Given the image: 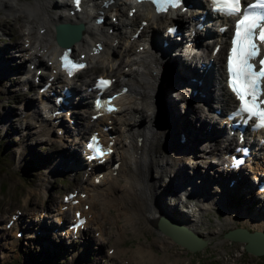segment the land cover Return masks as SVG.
I'll return each instance as SVG.
<instances>
[{
	"label": "bare ground",
	"instance_id": "bare-ground-1",
	"mask_svg": "<svg viewBox=\"0 0 264 264\" xmlns=\"http://www.w3.org/2000/svg\"><path fill=\"white\" fill-rule=\"evenodd\" d=\"M19 2L18 0H0V8L3 9L5 17L8 16L5 10L12 9L18 11L14 14L15 17L11 19L4 18L3 21H0V27L3 31L11 35L14 34V30H16L18 35H25L23 41H14L12 45L9 43H0V80L2 81L8 78L10 73L14 71L12 61L16 60V54H18L23 63L19 67L24 69L21 73L22 75L31 71L30 63L41 62V65L44 64V55H48L47 57L49 59L52 58L49 55L57 50V45L50 37L54 36L53 28L59 21H81L84 23L82 35L79 39L70 44L77 55L92 49L91 46L95 41L101 40L103 42V49L99 53L92 55L87 54L85 57L89 62H94L96 64L95 66H88L87 69L92 70V72L99 69L102 73L116 76V82L126 84L128 86L127 92L121 94L117 98V101L120 104H125V107L119 111L118 114H120V119L114 120L112 128L103 131L102 126L105 124V116H99L95 119L90 118L89 112L92 104L88 99L89 95L84 94L79 100L80 106H83L82 110H75L76 124L74 126V133L76 139L74 143L79 145L81 138L91 129H99L102 137L105 138L108 132L114 133L118 130L122 132L125 128V131H128V135L126 134V136L129 140L127 141L126 149L120 146L121 151L118 150V158L115 157L113 159V161H119L117 166H111L113 164L112 161L108 164L107 170L103 172V177L98 183L94 182V177L101 170L94 173L91 176V180L85 182V185L81 186L87 191V197L80 198V201L75 206L79 207L83 205L84 202L89 203L87 209H82V213L86 214L88 225L90 220H94V223L97 224L96 229H101L102 224L108 222V220H102L99 216L100 212L96 214V210L94 216H92L91 212L93 209L98 204L105 207L104 212L107 213H111L112 209H115L117 216H120L122 220L123 226H120L118 233L119 238L123 241L125 233L128 230L137 234H144L146 230L156 231L157 234L155 238L148 243L141 242L137 246L138 252L132 251L131 258L140 260V263L147 262L152 264H157L164 259L168 260L170 252H168L167 249L172 245H176V243L168 235L156 228L159 215L164 214L171 216L200 233L205 231L197 227L198 222L196 223V219H189L186 215L174 210V207L167 203L169 209L173 211V213L172 211L169 213L167 209L156 200L163 185L159 184V182L156 183L153 180L154 177H158V175L161 176V174L170 175L172 172L171 176H169V182L167 184L164 183L166 184V190L169 188V194L175 193L178 190H183L187 191V194L191 197L203 199L204 196L208 195L209 201L214 202L215 200H219L224 209L229 208L230 205L227 200L229 193L233 189H228L224 186V188L220 190L217 198H215L211 195V190L207 189L210 175H201V171L200 173L198 172L201 164L206 163L208 166H212L211 162L215 159L207 158L210 152L213 150L224 152L230 149L231 144L235 141L234 137H226V142L223 144L222 141H224L223 137L226 135V132L224 127L219 125V119L215 111L216 108H220L221 111H226L233 101L232 95L227 92L224 82L222 81L224 70L223 63L222 66L220 63L223 56V46L217 52L216 58L210 69L205 73L200 69L202 62L209 59V54L212 51L214 43L217 41L222 43L226 33H218L216 31L217 25L208 27L206 29L209 34L208 38L201 42V46L199 47L200 50H195L190 45H187L185 53H183L187 60L183 61L179 53V41L172 40V44L169 47H164L158 42L164 34L160 32V26L156 24L172 18L167 14L153 15V12L144 4H138V10L134 15L128 16L119 2H114L106 7L100 5L101 0H91V4L87 3L82 11L74 12L73 14L59 11L60 8L66 10L72 8V6H69L68 0H24ZM198 2L203 5L198 6L201 8H194L193 10L180 13L182 20L189 22L190 29L195 28V24L200 20L198 17L201 15L203 9H206L207 14L209 13L208 15H210L206 0H198ZM99 9L102 10L105 15H108L109 18L105 19L101 24H95L93 20L94 14L97 13ZM113 10L118 14V20L116 22L111 18V12ZM174 12L178 11L175 10ZM143 17L148 19V23L143 27L138 36L133 38L131 32L135 30L140 19ZM212 18L215 22L219 21L217 17L212 16ZM24 19L31 23L27 31L21 29V20ZM17 21L19 24L15 26ZM35 22H39V28L44 27L45 30L43 32H35L33 29ZM12 25L13 28H11ZM182 25L184 26V24ZM110 28L112 29L111 31H109ZM129 29L130 32L127 34ZM200 32L201 31L198 29H195V36L199 35ZM149 33L153 40L151 48L137 50L138 44H142L143 41L148 38L147 35ZM119 38L125 39L123 49L118 48L119 43H114V40H119ZM25 41H28L29 45H26ZM209 46L211 47L208 49ZM13 50H16V52H13ZM193 51L195 53L189 57L188 54ZM168 59L176 60V70L173 76L168 68H165L162 90H165L164 101H166V97L169 93L172 95L173 101L168 99L165 105H162L163 114L164 116L166 115L168 120L166 123L159 124L155 121L159 107V91L157 90V84L161 77V67L165 60ZM26 61H29L28 65H25ZM18 64L19 63H16V65ZM45 68L49 69L48 75L54 74L52 83L62 82L59 85L60 89L63 84H69V87L78 93L81 90V83H87L88 75L84 72L78 77L64 79L60 73L53 72L54 66L48 67L46 65ZM191 76L201 77L202 82L200 84L193 82L189 79ZM78 79L81 80V83H77ZM171 80L173 83H170ZM23 81L25 84L29 83V80ZM180 81H183L189 88H201L205 94L203 96L199 94L192 96L186 86L180 84ZM30 87L34 88L33 83H30ZM172 88L175 89L173 90ZM51 89V87H48L45 91L41 93L38 92L36 94L38 101H49V90ZM176 91L178 99H175L173 96ZM60 93L61 92H58L57 94ZM196 96L201 98L205 103H208V107H205L202 102H198L199 105H196L193 101ZM35 108L43 110L44 112L39 120L37 130L48 132L59 115L53 116L51 113L52 109L46 108L45 105L39 106L35 104V102H32L31 109L35 110ZM12 109L13 107L6 110V114L9 115ZM84 110L88 111V113L86 114ZM23 115L34 116L32 110L29 113L24 112ZM137 115L139 116L137 117ZM58 122H61V118H59ZM208 123H212L210 128H208ZM174 125H177V127H174L173 130ZM181 132L185 135L183 141L180 140ZM27 134L30 135L33 134V132L30 130ZM171 137L175 139V144L169 145L167 143L171 141ZM54 140L57 141L59 139L55 138L51 140L50 143L54 142ZM198 141L199 143L197 144ZM119 142H121V140ZM76 144H68L60 150H49L46 154L53 163V166L59 168L57 172L63 169L75 170L84 165L85 160L75 147ZM185 144H188L187 148H184ZM201 148L204 149L201 150ZM179 149L182 150L180 151ZM190 151L194 152V154H190ZM189 155L196 157L194 165L191 166L193 167V173L189 171L185 172L187 169L185 168L186 161L192 160ZM202 160L203 163L201 162ZM47 161L49 160L42 161V163ZM248 165L252 168L250 164ZM149 168L154 170V177H152ZM179 169H183L182 174H180ZM257 169L258 166H256L255 171H253V179L257 178ZM114 171L115 174H113ZM77 173H79V170ZM210 173L211 171L207 174ZM240 173L239 171V174ZM226 174H229V172H226ZM239 174L235 173L232 175V177L236 178L237 183H241L243 180L242 177H239ZM186 179L187 181L185 182ZM225 179L226 176L222 174L216 178L215 181L218 184H222L225 182ZM182 182H184V186H181ZM238 186L239 184H237L235 188ZM33 197V194H30L26 199L23 205L24 212H28L39 205V203H32L31 199ZM51 200L57 202V196L54 195ZM60 206L61 203H59L55 209L58 221L61 217L67 218L70 210H62ZM175 208L177 209L178 207ZM204 208L205 206H199V209ZM261 208H264V203H262L258 209L260 210ZM179 209L180 208H178V210ZM229 209H235L239 217L244 219L243 221L248 223L258 222L257 228L262 229L264 226V213H258V209L250 211L249 213L243 206ZM45 214L46 213L42 214V220L39 223L40 228L44 230L45 234L46 246L44 247L53 250L59 249L60 251L65 249L67 251V246H55L47 236V228L44 222ZM201 214V211H199L198 216L196 215L198 218L197 221L200 220ZM2 216L3 215H0V219ZM40 216L41 213L38 218ZM117 216L114 217V222H117ZM246 217H248L247 220H245ZM20 218L21 215H19L17 219L19 220ZM226 219L229 223H232L233 217H226ZM202 234L204 235V233ZM82 241L84 243L88 241L91 244L93 243V238L88 235L87 237H83ZM155 245L163 251V254H159L154 250L153 246ZM111 247H113L111 256H117L122 248L121 242L117 241L115 244L113 243ZM179 260L180 258L169 263L177 264Z\"/></svg>",
	"mask_w": 264,
	"mask_h": 264
},
{
	"label": "rangeland",
	"instance_id": "rangeland-1",
	"mask_svg": "<svg viewBox=\"0 0 264 264\" xmlns=\"http://www.w3.org/2000/svg\"><path fill=\"white\" fill-rule=\"evenodd\" d=\"M19 1L22 2L24 0H18V2ZM5 12L8 15L6 17L3 9L0 8V21H3L4 18L11 19L12 17H15L14 14L18 11L9 9L5 10ZM24 21L25 19L21 20L22 25ZM35 23H37L36 25L39 24V22ZM18 24L19 22L17 21L15 26H18ZM162 26L163 25H161L160 29ZM24 27L25 25L22 28ZM11 28H13V25ZM13 32L14 34L11 35L8 32L3 31L0 27V43H8V41H11L10 43L13 44L14 41H21L16 30ZM210 47L211 46H209L208 49ZM185 60L186 59L183 58V61ZM16 63H20V60H17ZM89 71L87 70L85 72ZM9 76L10 79L6 78L2 81L0 80V214L3 213L5 219L7 218L8 213L16 206L22 208L29 195L26 199L25 197L27 194L31 193L30 191H35L36 196L31 199L32 203H39L37 206L38 208L45 207L46 203L53 195H57L59 198L64 189L72 187L74 184L78 183L81 173L80 171L77 176H72L69 172H52L50 170L52 166L50 162H47L42 168V161L50 160L48 155H46L49 150H52L49 140L43 138L45 135L27 134L29 129L23 128L19 119L14 115V112L16 111L19 113L23 110H29L28 99L34 100L33 96L35 93L34 91L26 93L22 88L23 82L19 83L17 77L13 79V72ZM170 83H173V81L171 80ZM172 89L174 90L175 88ZM173 96L175 99H178L177 91ZM172 98V95L169 93L166 97V101H168V99L173 101ZM195 100L196 98L193 99L195 104L199 105L198 101ZM202 104L205 105L204 103ZM11 107H13V109L10 110L9 115H7L6 110L11 109ZM174 127H177V125L173 126V130ZM55 128L56 127H53V132L48 136L51 139L60 138V135L56 134ZM124 134L125 132H122L119 135V140H121V142H118L115 157L118 150L121 151L120 146H123L122 140H125ZM68 136L70 135L64 134L63 140L68 141L66 140V137ZM41 137L43 139H41ZM174 141L175 139L171 137V141L167 144H175ZM202 149L204 148H201V150ZM179 150L181 151L182 149ZM191 153L192 152H190V154ZM189 157L192 160L186 161L187 163L185 162V168H187L185 172H191L193 168L191 166H193L195 162L196 157H191V155H189ZM201 162L203 163V160ZM203 167H205L204 164H201L199 172L202 171ZM179 170L180 174H182L183 169ZM169 176L170 175L166 174H161V176L158 175V182L163 185V187L160 189L159 196H157L156 200L159 201L169 213H171L172 210L169 209L168 204L174 207L173 209L177 212L186 215L189 219H196V223L198 222L197 227L205 231L202 232L204 235L201 234L208 238V243L203 249L198 251H190L176 243V245H172L167 249L168 252H170L168 260L164 259L157 264H170L171 261H175L179 258L180 260L177 264H228L225 263L226 259L232 256H236V261L233 264H264V255L249 253L244 249L242 242L230 241L223 237V231L225 228H221L222 222L218 216L217 209L214 207L207 208V210L202 213V216H200L199 221H197V216L193 214L192 203L190 206H186L187 208H190V213H186L180 209L178 210V208L181 207L180 195H170L168 191L169 188L166 190V184H164L168 181ZM152 177H154V174ZM186 181L187 179L185 182ZM183 184L184 182H182L181 186H184ZM218 187L221 188V186ZM220 190H218V193ZM179 194H181V192ZM236 196L237 195L235 194L231 196L230 204L236 205L246 200L248 202L246 205L249 204L247 206L248 210H256L262 203H264V200H261V198L255 194H247L245 197L241 196L240 199H237ZM236 200L238 202H236ZM52 206H54V203L51 204V207ZM175 207L178 208L176 209ZM237 207L240 208L241 206ZM104 208L105 207H102L101 204H98L95 207L96 211L100 210V213L104 212ZM45 210H50V207H45ZM258 213H264V208H261ZM107 214L109 215V220L113 223L115 219L114 217L117 216L116 210L112 209V212ZM34 215L35 214L33 213H29L25 217L27 219H32ZM248 217H246L245 220H247ZM117 218L118 220L114 225L109 228H104L105 232L103 233V236L104 238H109L104 244H101L98 241V236L92 233L93 235H91V237L93 238V243L90 244L88 241L87 243H84L83 241L76 243L78 242V239H76L67 246V251L65 249L61 251L58 249L54 252H49L47 250H45L46 252L41 251L43 250L39 247L41 237L36 235L35 229L29 230L31 233L23 231L21 236H19L17 231L14 230H7V233H4L3 235L0 232V264H123L119 261L120 257L116 255L108 257L106 254L107 246H109L112 241L114 244L117 241L121 242L122 248L117 255H121V257L130 256L131 258L132 251L138 252L137 246L141 242L148 243L155 238L157 233L154 230H146L144 234H137L128 230L125 233L123 241L119 238L118 233L120 226H123L122 220L120 216H117ZM47 220L48 222L52 220V214ZM243 220L244 219H242V221ZM0 222H3V220ZM153 247L157 253L163 254V251L157 248L156 245ZM132 260V263L128 264H152L147 262L140 263V260H136L135 258H132Z\"/></svg>",
	"mask_w": 264,
	"mask_h": 264
},
{
	"label": "snow or ice",
	"instance_id": "snow-or-ice-1",
	"mask_svg": "<svg viewBox=\"0 0 264 264\" xmlns=\"http://www.w3.org/2000/svg\"><path fill=\"white\" fill-rule=\"evenodd\" d=\"M75 3L79 5L80 0H75ZM152 3L157 5V11H163L169 5L179 7L181 0H152ZM210 4L216 13L235 18L226 59L227 84L238 101L233 115L242 118L245 123L255 121L254 128L264 129V0H210ZM60 59L61 67L69 77L86 67L79 59L72 58L70 51H65ZM112 83V80L100 77L96 88L103 91ZM111 99L97 98L96 109H102L109 114L117 111L112 106ZM87 147L93 150L92 158L105 155V150L99 145L95 135ZM107 151L110 153L111 148ZM241 162L236 160L237 165ZM65 199L72 200L73 197ZM76 216L79 223L74 226H83L85 220L81 218V213H76Z\"/></svg>",
	"mask_w": 264,
	"mask_h": 264
},
{
	"label": "water",
	"instance_id": "water-1",
	"mask_svg": "<svg viewBox=\"0 0 264 264\" xmlns=\"http://www.w3.org/2000/svg\"><path fill=\"white\" fill-rule=\"evenodd\" d=\"M61 27L59 26V31ZM157 226L161 231L171 236L175 242L190 250L201 249L207 244V238L174 218L160 215ZM224 236L236 241H243L248 252L258 255L264 253V231L260 229L250 231L246 227L237 226L225 231Z\"/></svg>",
	"mask_w": 264,
	"mask_h": 264
}]
</instances>
